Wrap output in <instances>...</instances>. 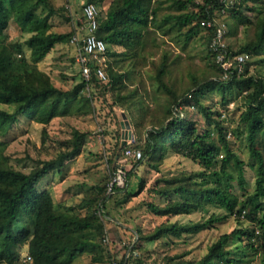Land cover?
<instances>
[{
	"label": "trees",
	"instance_id": "obj_1",
	"mask_svg": "<svg viewBox=\"0 0 264 264\" xmlns=\"http://www.w3.org/2000/svg\"><path fill=\"white\" fill-rule=\"evenodd\" d=\"M89 3L99 10L97 35L109 49L107 80L94 77L86 92L83 81L64 88L40 67L56 45L70 44L74 33L73 26L68 32L54 30L52 17L72 22L73 15L51 0H0V264H75L83 255L93 264H111L116 246L104 241L113 218L108 202L116 195L130 202L140 194L151 198L145 203L149 212L164 219L151 232L135 230V243L117 256L125 261L129 251L127 264H149V244L189 238L229 221L234 228L198 256L184 251L150 264H249L256 258L264 264V0H86ZM223 10L227 18L222 21L228 26L229 19L235 28L233 34L227 29V39L240 28L252 29L247 40L228 45L230 58L249 55L243 70H234L228 78L217 63L218 52L210 48L217 30L214 20L220 22ZM202 21L213 25L202 26ZM12 26L27 35L29 56L21 44L9 41ZM193 39L203 45L206 67L191 70L188 83L183 77L175 80L173 65L183 55H174L169 46L182 43L185 49ZM236 101L242 104L231 110ZM118 109L127 113L134 128L132 143L122 145ZM90 114L102 129L98 155L106 167L133 164L126 187L108 195L109 178L104 179L77 204L57 206L43 184L83 152L93 131L71 126L58 152L44 158L39 149L29 171L12 162L6 138L25 116L29 123L45 126V144L47 126L54 119ZM226 118L235 124L228 125ZM127 146L140 149L142 159L126 157ZM172 156L179 168L166 172L164 165ZM134 175L140 180L131 189ZM195 212L207 217L187 223L173 220ZM24 246L27 252L22 254Z\"/></svg>",
	"mask_w": 264,
	"mask_h": 264
},
{
	"label": "rangeland",
	"instance_id": "obj_2",
	"mask_svg": "<svg viewBox=\"0 0 264 264\" xmlns=\"http://www.w3.org/2000/svg\"><path fill=\"white\" fill-rule=\"evenodd\" d=\"M234 1V0H232ZM56 7L64 6L67 9V14L80 17L82 9L86 0H51ZM227 18V13L220 14V21ZM51 21L54 24V30L58 32H68L71 30L72 22L65 19L60 15L52 17ZM219 21V20H218ZM227 29L231 34L234 33V25L228 19ZM14 26V25H13ZM12 26V27H13ZM15 27V26H14ZM10 28L9 41L12 44H21L22 48L27 56H29V49L26 45L27 35H22L16 28ZM252 35V29L240 28L237 32V36L231 39H225L227 45L236 41H245ZM168 47V46H167ZM169 49L174 55L182 54L183 57L180 60L174 62V72L172 74L173 79L183 77L184 82L188 83L187 74H190L191 70L198 68H205V60L200 54L203 51V45L197 42V39H193L183 49L182 43H172ZM185 51V53H184ZM185 55V56H184ZM174 58L173 56L171 59ZM174 60V59H173ZM192 66V67H190ZM40 67L48 72L53 81L64 88H74L78 83L82 82V76L80 67L76 63L74 58V49L70 44H58L53 51L47 56V58L40 63ZM253 67H257L253 64ZM185 88H181L184 90ZM242 102V101H241ZM238 103H232L230 109L233 110ZM118 116L124 125L125 120H130L127 113L118 109ZM235 118L237 113L234 114ZM203 121L205 119L202 117ZM228 125H234L235 121L226 118ZM209 122V121H207ZM206 122V123H207ZM130 123V121H129ZM71 126L78 127L82 130H92L93 134L86 138L85 148L83 152L75 159L66 163L63 168L62 174L55 173L49 177L43 184V188L52 192L53 198L57 206L63 203L65 206H72L81 201L86 190H88L95 183L101 182L104 179H110V170L106 167L105 161L99 157V153L103 150L101 135L97 133L99 126L94 120L93 116H77L72 118H56L48 126V139L45 144L42 143V130L45 127L40 123H29L24 116L22 122L16 127L12 133L6 138L7 142H10V147L7 153L11 156L12 162L21 168L31 170L36 164L33 159L37 157V152L41 149L44 158H50L58 152L60 143L62 140L70 136ZM133 133L132 140H135L134 128L131 125ZM124 129V128H122ZM100 136V137H99ZM31 155V159L27 158V154ZM185 165L190 166L187 160H183ZM126 170H130L133 166L132 162L125 164ZM124 166V167H125ZM179 168V160L177 157H170L167 163L164 165L166 172ZM140 180V177L134 175L131 178V189ZM249 180L253 187L254 180L252 173L249 174ZM151 198L145 194H140L133 198L132 201L126 202L121 196L116 195L111 202L109 201V211L113 218L111 223H107V234L111 244L114 243L113 248L116 256L121 257L124 253L126 245H133L137 239L135 230L137 228L142 229L143 232H151L154 227L160 224L164 218L153 215L149 212L147 201ZM63 205V206H64ZM203 212H195L189 216H178L173 220H178L180 223H187L189 221H202L204 216ZM218 229H202L196 233H193L189 238H182L180 240L163 239L162 241L155 242L148 245V254L151 255L148 259V263H152L155 259L160 263L161 258L165 255H174L184 251H191V256H198L206 247L212 244L217 238L226 232H230L235 224L233 221L227 223H218ZM136 236H135V235ZM113 245V244H112ZM27 252V247L22 248V254ZM21 254V255H22ZM259 258H256L249 264H260ZM75 264H93L90 261L88 255H83L75 260Z\"/></svg>",
	"mask_w": 264,
	"mask_h": 264
},
{
	"label": "built area",
	"instance_id": "obj_3",
	"mask_svg": "<svg viewBox=\"0 0 264 264\" xmlns=\"http://www.w3.org/2000/svg\"><path fill=\"white\" fill-rule=\"evenodd\" d=\"M225 13V10L222 11ZM99 10L93 3L84 4L82 14L80 17L72 16V26L74 27V33L71 37L70 44L74 49V58L76 63L80 67L82 81L85 84V91L90 90V83L95 77L99 80H107V74L105 71L107 63V52L109 49L108 44L97 35L99 29L98 21ZM202 26H212V21H202ZM216 25V33L214 39L210 45L213 51H217V63L221 65L224 70V78L230 77L234 74V70L240 73L243 70V65L249 59L247 53L238 54L234 58H230L228 54V45L225 43L227 26L223 21L218 22L214 20ZM98 134L101 135L103 143L102 129L99 127ZM133 140H129L127 143H132ZM124 155L133 161L142 159V151L140 149L132 148L131 146L125 147ZM123 164L118 163L117 167L110 170V179L107 187V194L112 195L118 189H123L127 184V170ZM105 242L109 243L110 239L108 235L105 237ZM129 251L122 258L119 257L112 261L111 264H127V258Z\"/></svg>",
	"mask_w": 264,
	"mask_h": 264
},
{
	"label": "water",
	"instance_id": "obj_4",
	"mask_svg": "<svg viewBox=\"0 0 264 264\" xmlns=\"http://www.w3.org/2000/svg\"><path fill=\"white\" fill-rule=\"evenodd\" d=\"M122 126L124 128L122 134V145H125L129 140L133 138V133L128 120H125V123Z\"/></svg>",
	"mask_w": 264,
	"mask_h": 264
},
{
	"label": "bare ground",
	"instance_id": "obj_5",
	"mask_svg": "<svg viewBox=\"0 0 264 264\" xmlns=\"http://www.w3.org/2000/svg\"><path fill=\"white\" fill-rule=\"evenodd\" d=\"M70 45H71V44H70ZM71 46H72V45H71ZM72 47H73V46H72ZM106 235H108V234H107V231H106ZM106 235H105V237H106ZM104 241H105V238H104Z\"/></svg>",
	"mask_w": 264,
	"mask_h": 264
}]
</instances>
